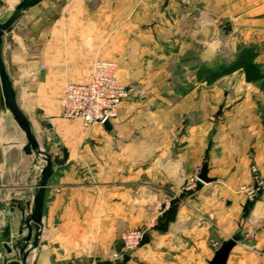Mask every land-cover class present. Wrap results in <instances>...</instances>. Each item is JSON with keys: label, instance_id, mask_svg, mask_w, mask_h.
<instances>
[{"label": "crops", "instance_id": "obj_1", "mask_svg": "<svg viewBox=\"0 0 264 264\" xmlns=\"http://www.w3.org/2000/svg\"><path fill=\"white\" fill-rule=\"evenodd\" d=\"M21 1L0 0V23ZM241 49L259 76L198 79ZM0 57L51 159L25 264H208L236 234L227 264H264V190L249 210L238 191L251 165L264 176V0H42L2 33ZM95 60L145 91L121 103L109 131L58 117L65 84L88 82ZM204 164L211 181L186 189ZM44 165L0 101V264L21 259ZM133 228L143 245L113 259Z\"/></svg>", "mask_w": 264, "mask_h": 264}, {"label": "built area", "instance_id": "obj_2", "mask_svg": "<svg viewBox=\"0 0 264 264\" xmlns=\"http://www.w3.org/2000/svg\"><path fill=\"white\" fill-rule=\"evenodd\" d=\"M185 4L187 0H165ZM43 69V66H39ZM117 65L112 61L95 60L91 68V77L88 82L67 83L59 103L58 117L62 119H76L86 129L95 125H103L106 121H113L117 117L119 107L123 101L132 99L139 94L136 89L126 87L117 78ZM47 125L52 123V118L45 120ZM199 169L195 170L191 184L186 189H192L193 183L198 179ZM253 185H241L238 189L246 199L253 201L258 191L263 188L264 179H260L257 170L250 169ZM142 232L132 230L123 236L124 251H132L139 246ZM116 257V256H115Z\"/></svg>", "mask_w": 264, "mask_h": 264}, {"label": "water", "instance_id": "obj_3", "mask_svg": "<svg viewBox=\"0 0 264 264\" xmlns=\"http://www.w3.org/2000/svg\"><path fill=\"white\" fill-rule=\"evenodd\" d=\"M40 1L42 0H23L15 7L12 15L4 23H0V43H1L2 33L12 25V23L15 21L18 15L23 10L39 3ZM0 92H1L3 105L6 108H8L16 123L25 133L30 147L35 152L43 155L45 161V165L41 171L38 191L35 196L32 212L24 221L25 227L27 229V235L24 239L16 243V248L19 254L21 255L20 263L17 261L10 262V264H25L26 253L23 251L24 249L22 243L23 242L28 243L32 240L33 246H36L37 244L38 235L36 233L32 237V230L33 229L35 231L38 230L41 225L44 193L48 180L52 175L51 159L47 153L41 152L38 149L35 139L31 134L27 119L17 107L15 94L12 89L10 80L2 65L1 57H0ZM103 127L105 128V130L109 131L111 129L110 122L109 121L104 122ZM198 179L203 183H208L211 181V179L207 177V166L205 164L202 166L200 173L198 174ZM239 240H240V235L236 234L234 236L229 237L227 240L221 242L220 246L214 252L212 258L208 261V264H227L228 256L231 250L237 245Z\"/></svg>", "mask_w": 264, "mask_h": 264}, {"label": "rangeland", "instance_id": "obj_4", "mask_svg": "<svg viewBox=\"0 0 264 264\" xmlns=\"http://www.w3.org/2000/svg\"><path fill=\"white\" fill-rule=\"evenodd\" d=\"M103 61H106V60H103ZM113 62V61H112ZM240 70V69H239ZM244 70H245V72L246 73H251L252 71L250 70V68L248 67V68H244ZM237 71V70H236ZM232 73V72H231ZM253 74H255L254 72H252ZM230 74V73H229ZM116 75H117V70H116ZM255 75H258V74H255ZM261 75V74H260ZM259 76V75H258ZM252 77H254V75L252 76ZM117 78H118V76H117ZM119 80V79H118ZM120 81V80H119ZM121 82V81H120ZM123 85H125L126 87H130V88H134V89H136L137 91H138V93L139 94H137V95H135V96H133L132 97V99L133 98H135V99H141L143 96H144V94H145V91H144V89H141V88H139V87H135V86H131V85H127V84H125V83H123V82H121ZM2 98H1V92H0V101L2 102V100H1ZM119 111V110H118ZM117 116H118V113H117ZM117 118V117H116ZM46 119H48V118H46ZM46 119H44V121L46 120ZM252 167H254L256 170H257V174H258V176L260 177V179H264V176H260V174H259V171H258V169H257V167L255 166V165H251L250 167H249V173H250V169L252 168ZM264 181V180H263ZM254 183H252V175H251V173H250V183H247V184H243V185H247V186H251V185H253ZM257 184L255 183L253 186H256ZM241 185H239V187H240ZM238 187V188H239ZM263 190H264V185H263V188H261L259 191H258V193H257V195H256V198L253 200V201H249V200H247L246 199V197H245V195H244V197H245V199H246V203H247V205H246V207H247V210H249V209H251V207H252V205L254 204V202L258 199V197L260 196V194L263 192ZM238 191H239V189H238ZM240 192V191H239ZM240 193H242V192H240ZM132 230H136V231H141L143 234H142V240L140 241V243H139V246H137V248L136 249H133L132 251H124V245H123V236L127 233V232H129V231H132ZM143 236H144V230L143 229H140V228H133V229H127L126 231H124L123 233H122V235H121V237H120V248H119V250H117V253L116 254H114L113 255V259H117V261L119 260V259H123L124 258V256H126V255H128V254H130V253H134V252H136V251H138L140 248H141V246L143 245ZM24 244H25V242H23ZM214 244V243H213ZM214 246L216 247V249L220 246V243L219 242H216L215 244H214ZM24 251V250H23ZM116 256V257H115ZM17 262H19L20 263V259L19 260H17Z\"/></svg>", "mask_w": 264, "mask_h": 264}, {"label": "trees", "instance_id": "obj_5", "mask_svg": "<svg viewBox=\"0 0 264 264\" xmlns=\"http://www.w3.org/2000/svg\"><path fill=\"white\" fill-rule=\"evenodd\" d=\"M252 57L253 55L248 49H241L237 57L229 64L222 66L219 71H215L204 66L200 67L197 73L198 79L203 81H211L220 75L229 74L239 69L248 67L254 69L255 67L251 65Z\"/></svg>", "mask_w": 264, "mask_h": 264}]
</instances>
